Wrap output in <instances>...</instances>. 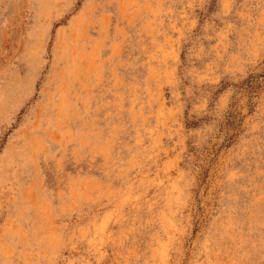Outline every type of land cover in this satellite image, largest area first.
Here are the masks:
<instances>
[{"label":"rangeland","instance_id":"obj_1","mask_svg":"<svg viewBox=\"0 0 264 264\" xmlns=\"http://www.w3.org/2000/svg\"><path fill=\"white\" fill-rule=\"evenodd\" d=\"M0 264H264V0H0Z\"/></svg>","mask_w":264,"mask_h":264}]
</instances>
